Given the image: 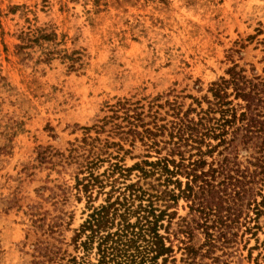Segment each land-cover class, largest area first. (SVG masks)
Segmentation results:
<instances>
[{"label": "rangeland", "instance_id": "obj_1", "mask_svg": "<svg viewBox=\"0 0 264 264\" xmlns=\"http://www.w3.org/2000/svg\"><path fill=\"white\" fill-rule=\"evenodd\" d=\"M234 65L264 82V0H0V264L96 262V243L87 250L84 235L76 240L83 222L112 188L114 200L126 185L154 180L137 169L108 178L112 165L166 155L177 114L192 109L197 120L213 83ZM156 123L164 126L154 137L161 154L135 133L156 131ZM255 151L242 150L230 167L244 169ZM89 172L99 182L85 192ZM195 189L198 198L181 197L169 209L176 250L189 231L200 246L199 225L207 224L216 247H205L196 264H264V205L252 221L255 211L244 205L234 222L231 200L222 206L211 193L202 209ZM181 256L169 264H183Z\"/></svg>", "mask_w": 264, "mask_h": 264}, {"label": "trees", "instance_id": "obj_2", "mask_svg": "<svg viewBox=\"0 0 264 264\" xmlns=\"http://www.w3.org/2000/svg\"><path fill=\"white\" fill-rule=\"evenodd\" d=\"M237 67L234 65L228 70L229 78L222 77L219 82L213 83L210 88L213 100L207 109L198 113L197 120L190 118L192 109L183 115L177 114V120L171 125L170 140L164 141L166 155L157 156L156 160H143L132 167L118 163L112 165V173L108 178L117 170L121 177L137 169L141 174L140 178L154 180L148 183L147 188L137 183L128 184L123 191H119L114 200L112 193L116 190L112 188L108 192L107 203L94 207L76 234V240L85 236L81 245L87 250H92L96 243V262L73 257L69 264H169L177 262L178 251H181L180 259L183 264H196L199 254L204 255L202 251L205 247L206 252L216 247L217 236L210 232V226L199 225L204 227L205 234V241L200 246L191 242L193 232L189 231L186 232L188 240L177 238V250L171 234L168 233L174 215V212H169L170 207L181 197L198 198L196 186L203 196L197 201L202 209L209 207L207 196L211 193L219 195L222 206L231 200L233 207L229 206V211L234 210L231 211V220L234 222H239L244 205L249 212L255 211V217L249 214L250 221L256 220L263 213L264 82L247 78L244 70H237ZM234 100H241L244 104L236 105ZM133 127L130 130L135 132L138 125ZM163 127L156 123V131L145 128L142 133H135L142 134L145 144L161 154L163 148H156L158 141L154 137L162 132ZM212 140L217 143L212 144ZM203 144L209 147L207 151L203 150ZM251 148L256 151L246 155L249 165L237 170L230 167V164H236L235 160L242 150L249 152ZM194 149L196 152H191ZM216 151L217 156H220L218 159L213 155ZM186 153H189L188 157ZM207 155L213 158L211 162H208ZM93 161L87 167L95 163ZM206 165H209L208 170H204ZM182 175L188 179L186 188H182ZM217 175H222L223 180L215 182ZM87 180L83 184L85 192L99 182V177L89 172ZM255 183L261 186L258 191L255 190ZM171 184L179 192L174 187L171 188ZM257 195L262 198L260 201ZM136 201L139 202L136 204ZM134 217L135 221L132 220ZM166 220L168 224L165 226ZM162 228L168 235L160 232ZM253 229L248 227L244 232L255 235L256 231ZM237 235L238 232L232 233V236ZM219 238L226 239V234H221Z\"/></svg>", "mask_w": 264, "mask_h": 264}]
</instances>
